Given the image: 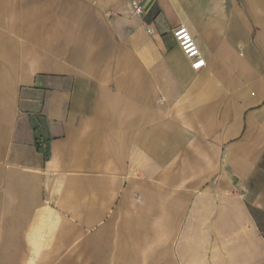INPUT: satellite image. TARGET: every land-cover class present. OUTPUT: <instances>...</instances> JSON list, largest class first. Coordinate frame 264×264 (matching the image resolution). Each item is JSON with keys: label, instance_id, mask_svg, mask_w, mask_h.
<instances>
[{"label": "crops", "instance_id": "1", "mask_svg": "<svg viewBox=\"0 0 264 264\" xmlns=\"http://www.w3.org/2000/svg\"><path fill=\"white\" fill-rule=\"evenodd\" d=\"M0 264H264V0H0Z\"/></svg>", "mask_w": 264, "mask_h": 264}, {"label": "built area", "instance_id": "2", "mask_svg": "<svg viewBox=\"0 0 264 264\" xmlns=\"http://www.w3.org/2000/svg\"><path fill=\"white\" fill-rule=\"evenodd\" d=\"M131 5L135 13H141V7L135 1H132ZM173 36L175 41L183 49L185 55L191 60L192 69L198 70L204 67L205 61L196 47L189 31L184 26H180L173 32Z\"/></svg>", "mask_w": 264, "mask_h": 264}]
</instances>
